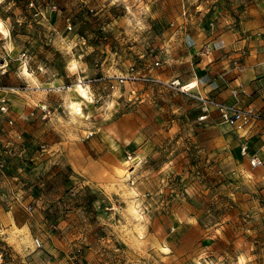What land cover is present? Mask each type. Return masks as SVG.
<instances>
[{
    "label": "rangeland",
    "instance_id": "1",
    "mask_svg": "<svg viewBox=\"0 0 264 264\" xmlns=\"http://www.w3.org/2000/svg\"><path fill=\"white\" fill-rule=\"evenodd\" d=\"M27 2L0 0V85L16 89L14 125L0 126L17 131L0 147L14 163L0 171V264L54 249L78 264H264V193L199 128L197 102L113 82L149 57L168 69L185 24L237 27L264 0H50L38 17Z\"/></svg>",
    "mask_w": 264,
    "mask_h": 264
},
{
    "label": "crops",
    "instance_id": "2",
    "mask_svg": "<svg viewBox=\"0 0 264 264\" xmlns=\"http://www.w3.org/2000/svg\"><path fill=\"white\" fill-rule=\"evenodd\" d=\"M210 20L200 21L198 25L185 24L174 34L170 33L168 48L165 50L171 65L168 69L163 64L164 60H159V67L153 65L158 59L157 56L156 59L149 57L140 60L137 62V69L163 80L179 77L183 83L195 84V91L214 96L221 101L237 103L239 106L251 104L264 115V3L254 4L248 9L244 20L237 27L230 24L229 17L222 16L218 21L212 22ZM128 68L129 65L125 73ZM113 82L115 89L122 91L123 87L126 95L133 94L138 87L146 85L142 82ZM153 85H157L156 88L160 91L165 90L158 84ZM234 89L238 90V96L233 94ZM195 106L197 110L193 111L199 128L216 135L210 140L212 145L226 148V160L244 176L249 187L264 193V163L252 167L249 161V157L254 155L264 161V119L245 129H236L233 125L222 122L215 108L211 109L205 120H199L202 112L197 103ZM2 118L0 115V119ZM14 130L0 126V147L13 144L10 138L15 137ZM245 139L250 145L248 156L241 153V144ZM4 151L0 152L7 160L8 168L2 172H11L10 168L14 163L7 155V150ZM8 215L9 212L0 208V219L8 218ZM5 238L8 240L6 236ZM12 246L15 250H22L17 249L14 244ZM54 250L44 252V264H78L69 257L67 251Z\"/></svg>",
    "mask_w": 264,
    "mask_h": 264
},
{
    "label": "built area",
    "instance_id": "3",
    "mask_svg": "<svg viewBox=\"0 0 264 264\" xmlns=\"http://www.w3.org/2000/svg\"><path fill=\"white\" fill-rule=\"evenodd\" d=\"M41 3L42 0H28L27 6L32 11V15L34 17L43 15L44 11L42 9ZM50 6L51 11L57 10L55 4H52ZM68 29H72L71 24H68ZM153 65L155 67H159L161 63L159 60H156ZM116 81L118 83H125L128 81L158 84L184 93L197 102L202 112L199 120H205L212 108H215L219 112V116L222 122L231 124L236 129H245L253 125L257 121L264 119V115L261 113V111L251 104L246 106H239L237 103L221 101L214 96L195 91V84L193 83H183L179 77H175L171 80H163L157 76L139 71L135 64H130L126 73L117 75ZM8 89L16 91V89L13 87H5L0 85V115H2L5 119V123L12 127L14 125V118L12 116L11 105L7 96ZM233 94L235 96H238V90L234 89ZM42 109L46 110L45 106ZM249 147V141L245 139L241 144V153L243 156H248ZM249 161L252 167H258L263 165L264 163L263 159L256 155L250 156ZM7 168L8 162L6 159H4L2 153L0 152V171L6 170ZM33 209V205H28V211H32ZM33 241L37 248L43 247V241L40 238L36 237L33 239Z\"/></svg>",
    "mask_w": 264,
    "mask_h": 264
},
{
    "label": "bare ground",
    "instance_id": "4",
    "mask_svg": "<svg viewBox=\"0 0 264 264\" xmlns=\"http://www.w3.org/2000/svg\"><path fill=\"white\" fill-rule=\"evenodd\" d=\"M0 33L3 34V35H7L8 34V31L4 27V23H3V21L1 19H0ZM25 72L27 74H29L27 69H25ZM77 87H78L79 91L83 94L82 97L87 98L88 97V91L84 87H82L81 84H78ZM71 108L74 109L77 113H81L82 112L81 103L78 102V101H75V102L73 101L72 104H71Z\"/></svg>",
    "mask_w": 264,
    "mask_h": 264
},
{
    "label": "trees",
    "instance_id": "5",
    "mask_svg": "<svg viewBox=\"0 0 264 264\" xmlns=\"http://www.w3.org/2000/svg\"><path fill=\"white\" fill-rule=\"evenodd\" d=\"M18 1V0H17ZM42 3L45 5L46 3H47V5L48 4H50V0H42Z\"/></svg>",
    "mask_w": 264,
    "mask_h": 264
}]
</instances>
